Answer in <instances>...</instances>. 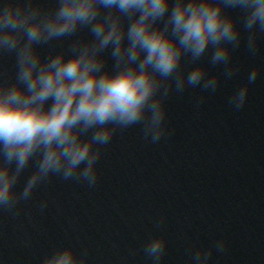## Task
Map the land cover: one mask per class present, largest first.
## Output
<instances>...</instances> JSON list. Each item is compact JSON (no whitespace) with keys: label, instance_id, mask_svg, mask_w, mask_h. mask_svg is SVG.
Segmentation results:
<instances>
[{"label":"clouds","instance_id":"1","mask_svg":"<svg viewBox=\"0 0 264 264\" xmlns=\"http://www.w3.org/2000/svg\"><path fill=\"white\" fill-rule=\"evenodd\" d=\"M237 9L239 18L229 11ZM85 30L91 39L78 35ZM66 39L57 53L53 42ZM262 41L264 0H54L51 8L39 0H0V213L18 218L53 177L95 187L103 150L118 132L141 125L151 144L170 137L169 97L189 88L215 93L221 77L240 73L233 57L241 45L255 56ZM209 53V64L222 73L197 64ZM5 57L14 59L12 70ZM186 57L197 65L187 72ZM261 72L251 69L228 98L233 110L245 107ZM47 207L39 205L41 212ZM165 223L161 216L154 227ZM168 247L166 236H149L129 256L142 252L151 264H164ZM228 249L224 238L190 244L188 264H210ZM89 255L60 247L41 264H88Z\"/></svg>","mask_w":264,"mask_h":264},{"label":"water","instance_id":"2","mask_svg":"<svg viewBox=\"0 0 264 264\" xmlns=\"http://www.w3.org/2000/svg\"><path fill=\"white\" fill-rule=\"evenodd\" d=\"M39 2L54 7V0ZM229 11L241 16L238 9ZM78 35L91 39L86 30ZM70 42L54 41L53 47L58 53ZM49 51L41 49L45 57ZM209 59L210 53L197 64L210 75L222 73ZM233 62L240 73L221 77L215 93L189 88L169 97L168 126L175 130L170 137L151 144L141 125L118 132L103 150L95 187L53 177L24 202L18 218L0 213V264H41L68 246L88 249V264H151L142 252H129L159 235L169 241L164 264H188L190 244L208 246L220 238L229 242L228 252L210 264H264V41L255 56L242 44ZM3 63L12 70L14 59ZM185 64L186 72L197 66L187 57ZM255 67L262 68L261 78L245 107L235 111L228 98ZM34 170H26L17 190ZM44 201L48 207L41 212ZM161 216L166 223L156 229Z\"/></svg>","mask_w":264,"mask_h":264}]
</instances>
